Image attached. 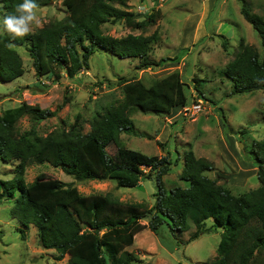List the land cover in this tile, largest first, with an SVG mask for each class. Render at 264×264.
<instances>
[{
  "label": "trees",
  "instance_id": "trees-1",
  "mask_svg": "<svg viewBox=\"0 0 264 264\" xmlns=\"http://www.w3.org/2000/svg\"><path fill=\"white\" fill-rule=\"evenodd\" d=\"M50 1L36 3L43 6ZM127 1L62 0L66 8L63 17L45 22L24 37H13L3 26L0 80L10 81L24 72L17 45L27 50L37 75L54 78L61 76L62 68L69 77L88 68L89 57L96 49L118 57L138 58L136 68L176 60V56L149 57L152 43L159 38L157 29L148 34L128 32L121 36L103 31L105 22L122 20L127 26L143 29L160 17L158 8L152 7L142 16L128 10ZM2 2L4 19L14 14L23 0ZM240 12L257 32L262 51L239 38L233 57L220 71L232 82L229 94L264 89V16L252 11L246 0H240ZM221 36L222 46L227 48L229 42L225 35ZM118 82L122 98L97 112L87 131L81 128L79 114L67 128L40 135L36 122L55 110L19 103L0 112V163L14 164L13 175L0 179V201L12 199L9 212L21 224V236L28 225H33L42 247L54 248L57 259L68 255L65 264H131L138 256L126 246L132 244L140 229L147 226L158 232L166 228L177 239L178 232L193 225L195 230L188 239L220 229L216 254L206 264H264V136L252 140L241 151L244 159L256 167L257 186L234 192L218 183L208 174L214 168L212 162L197 156L189 146L183 152L178 174L186 185L167 188L162 176L174 163L169 154H147L127 147L120 133H134L131 107L166 115L186 104L180 71L172 69L149 84L139 77L125 76H120ZM23 114H28L33 123L19 132L15 123ZM111 142L115 145L113 154L106 148ZM43 162L61 167L76 179L112 178L118 186H134L140 178L154 177V200L146 207L140 202L121 201L111 193L85 195L74 184L62 180L39 176L27 182L26 166ZM142 218L147 222L141 223ZM206 220H210L207 227Z\"/></svg>",
  "mask_w": 264,
  "mask_h": 264
},
{
  "label": "rangeland",
  "instance_id": "rangeland-1",
  "mask_svg": "<svg viewBox=\"0 0 264 264\" xmlns=\"http://www.w3.org/2000/svg\"><path fill=\"white\" fill-rule=\"evenodd\" d=\"M246 1L252 11L264 16V0ZM2 3L0 0V32L3 29ZM152 7L160 10V17L143 29L127 26L122 20L105 22L102 29L116 36L128 32L147 34L157 29L159 38L152 43L149 57L176 56L177 61L136 68L138 58L118 57L96 49L89 57L88 68L81 69L73 77L67 76L62 68L61 76L54 78L37 75L25 47L17 45L15 48L21 56L24 72L13 80H0V112L19 103L55 110L36 122L35 128L40 135L55 128H67L79 114L81 128L87 131L90 119L97 112L122 98L120 76L140 77L149 84L154 77L176 68L185 82L186 104L199 101L201 109L190 115L176 114L177 108H174L172 113L163 115L131 107L129 115L134 123V133L122 131V144L147 154L168 153L174 163L162 176L167 188L186 185L178 174L183 152L189 146L197 156L212 162L214 168L208 174L218 183L234 192L257 186L256 167L244 159L242 152L252 140L264 136V89L229 94L232 82L220 73L233 57L240 37L262 51L257 32L240 12V0H128L125 5L126 9L141 16ZM65 13L62 0H51L48 5L39 6L40 25H33L32 30ZM221 35L229 42L227 48L222 46ZM32 123L29 115L23 114L15 126L23 132ZM238 129L244 132H238ZM106 148L113 154L115 145L111 142ZM13 165L0 163V179L13 175ZM39 176L74 184L85 195L111 193L121 201L140 202L146 207L152 204L156 188L154 177L140 178L134 186H118L112 178L76 179L48 162L26 166L24 179L27 182L35 181ZM11 205L12 199L0 201V264H65L68 255L57 259L58 252L54 248L42 247L33 225H28L25 235L21 236V224L9 212ZM140 221L146 223L147 219ZM209 224L210 220H206L205 226ZM194 230L192 225L186 231L178 232L176 239L166 228L154 232L145 226L134 234L132 244L126 246L138 256L131 264H206L216 254L220 229L188 239Z\"/></svg>",
  "mask_w": 264,
  "mask_h": 264
},
{
  "label": "clouds",
  "instance_id": "clouds-1",
  "mask_svg": "<svg viewBox=\"0 0 264 264\" xmlns=\"http://www.w3.org/2000/svg\"><path fill=\"white\" fill-rule=\"evenodd\" d=\"M39 5L36 0H23L17 5L15 13L3 19V26L13 37H24L32 31V26L40 25L37 15Z\"/></svg>",
  "mask_w": 264,
  "mask_h": 264
},
{
  "label": "built area",
  "instance_id": "built-area-1",
  "mask_svg": "<svg viewBox=\"0 0 264 264\" xmlns=\"http://www.w3.org/2000/svg\"><path fill=\"white\" fill-rule=\"evenodd\" d=\"M202 105L199 101L196 102H192L190 105H183L181 107L182 113L184 114H190V115H194L195 113H197L200 109H201Z\"/></svg>",
  "mask_w": 264,
  "mask_h": 264
},
{
  "label": "crops",
  "instance_id": "crops-1",
  "mask_svg": "<svg viewBox=\"0 0 264 264\" xmlns=\"http://www.w3.org/2000/svg\"><path fill=\"white\" fill-rule=\"evenodd\" d=\"M143 34H144V33H143ZM147 34H148V33H147ZM171 65H172V64H171ZM169 66H170V65H169ZM169 66L167 65V67H169ZM174 69H175V68H174ZM139 78H140V77H139ZM173 109H174V108H173ZM173 109H172L171 113L174 111ZM174 112H176V114L179 113V112L182 113L181 107H180V108H177L176 111H174Z\"/></svg>",
  "mask_w": 264,
  "mask_h": 264
},
{
  "label": "water",
  "instance_id": "water-1",
  "mask_svg": "<svg viewBox=\"0 0 264 264\" xmlns=\"http://www.w3.org/2000/svg\"><path fill=\"white\" fill-rule=\"evenodd\" d=\"M238 144H239V146H240L241 150H243V149H242V142H241V141H239V142H238Z\"/></svg>",
  "mask_w": 264,
  "mask_h": 264
}]
</instances>
